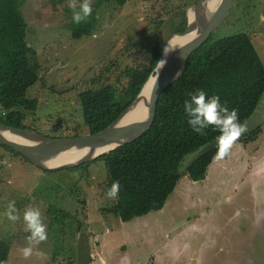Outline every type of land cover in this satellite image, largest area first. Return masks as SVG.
Returning <instances> with one entry per match:
<instances>
[{
    "label": "rangeland",
    "instance_id": "374dc122",
    "mask_svg": "<svg viewBox=\"0 0 264 264\" xmlns=\"http://www.w3.org/2000/svg\"><path fill=\"white\" fill-rule=\"evenodd\" d=\"M81 2L77 0V7ZM95 3L91 0L92 15L88 18L95 25L92 35L75 40L71 33L73 20L69 0L62 3L58 0H23L22 11L28 31L14 37V47L21 51L30 47L35 52L32 60L41 77L30 90L39 105L34 113L28 114L25 124L44 136L58 138L76 129L84 131L79 93L106 84L115 86L118 93L123 92L128 84L126 70L147 66L155 44L158 41L167 43L176 34L184 17L187 18L188 10L197 4L195 0H132L124 6L111 2L97 9ZM262 17L264 0H235L224 23L212 34L214 41L247 33L264 63ZM263 107L264 95L258 108ZM243 154L237 155L242 167L245 162L241 160ZM194 156H187L182 168L187 167ZM227 166L226 174L214 175L211 181L214 186L229 181L228 187L235 190L240 185L237 177L242 167L237 168L235 163ZM106 179L103 162L90 166L85 172L60 170L45 173L0 147V240L9 241L11 245L7 264H123L126 254L133 264H174L175 257L170 254L174 241L180 247L185 245L194 251L192 254L190 251L182 253L175 264H227L236 261L240 255L234 250L227 252L229 258L214 256L219 251L212 250L207 234L191 229V224L200 219L195 216L201 217L206 211L189 207L196 204L198 198H203L209 205L207 211L217 212L218 223H221L234 214L237 192L233 191L230 199H226L224 193L227 189L218 195H210L205 187L190 193L185 188L192 181L183 176L176 195L173 197L172 194L168 200L171 201L169 208L163 212L166 215L168 209H172L171 215L174 216L168 219V230H163L164 235L157 242L154 238L159 230L153 223L144 224L149 228L143 227L141 232L142 220L125 223L104 211L114 204V200L106 195ZM225 199L222 209L220 204ZM10 201L15 202L18 210L20 219L16 222L9 221L4 215ZM28 207L41 211L48 238L33 247V255L25 259L20 250L28 246L26 237L29 233L24 230L23 220ZM159 215L151 213L149 218ZM162 220L167 222V219ZM143 236L145 241H142ZM214 236L219 242L216 246H219L223 235L220 232ZM207 243L209 247L205 248ZM258 260L264 264V256Z\"/></svg>",
    "mask_w": 264,
    "mask_h": 264
},
{
    "label": "trees",
    "instance_id": "16d2710c",
    "mask_svg": "<svg viewBox=\"0 0 264 264\" xmlns=\"http://www.w3.org/2000/svg\"><path fill=\"white\" fill-rule=\"evenodd\" d=\"M63 1L58 0L60 3ZM95 1L94 6L100 9L107 3L124 6L132 0ZM22 6L23 0H0V123L30 129L25 121L39 105L30 90L41 77L32 60L35 52L30 47L24 51L14 47V37L28 31ZM186 28L187 18L184 17L176 33H183ZM94 29L95 25L87 19L79 24L73 22L71 33L73 39L78 40L91 36ZM163 46L160 41L155 44L147 66L126 70L128 84L123 92L118 93L115 86L106 84L79 93L85 130L76 129L58 138L96 134L115 122L134 102L154 72ZM196 90L205 91L208 97L219 96L229 110H237L241 123L252 119L264 95V63L249 34L239 33L215 41L211 36L190 56L183 76L161 94L155 121L149 131L133 143L65 171L85 172L90 166L103 162L107 171V191L113 182L120 183L118 199L104 211L122 222L159 212L183 176L193 182L205 180L209 166L220 151L216 140L219 132L209 128L200 135L188 125L184 102L190 98L188 93ZM261 133L262 128L258 127L238 141L249 144L256 141ZM216 143L213 148H208ZM0 147L36 166L13 149ZM192 154H195L194 160L182 168L186 157ZM10 247L9 241L0 240V264L8 263Z\"/></svg>",
    "mask_w": 264,
    "mask_h": 264
},
{
    "label": "water",
    "instance_id": "95a60500",
    "mask_svg": "<svg viewBox=\"0 0 264 264\" xmlns=\"http://www.w3.org/2000/svg\"><path fill=\"white\" fill-rule=\"evenodd\" d=\"M208 1L198 0L188 10L187 28L183 33L174 34L164 44L160 60L165 58L164 48H170L176 37L189 36L186 44L174 48L168 54L167 63L159 74L158 65L156 66L134 102L106 129L96 134L72 138H49L31 129H18L0 123V146L9 147L37 167L54 172L95 161L141 138L154 124L158 101L163 91L183 76L190 56L224 23L235 0H220L214 11L206 9ZM181 53L184 54V59L179 58ZM152 79L151 90L147 95L144 91ZM135 113H139L141 117L137 121L133 120ZM76 151L82 152L80 157L72 161L64 159V156Z\"/></svg>",
    "mask_w": 264,
    "mask_h": 264
},
{
    "label": "crops",
    "instance_id": "0c3cea01",
    "mask_svg": "<svg viewBox=\"0 0 264 264\" xmlns=\"http://www.w3.org/2000/svg\"><path fill=\"white\" fill-rule=\"evenodd\" d=\"M246 124H247L248 130L240 138L246 136L252 130L258 127H261L262 133L260 134L259 138L256 141L251 142L249 144H243L237 140L228 149V154L229 152H232L231 155L227 154L226 156H223V157L219 156L218 155L219 153L216 155L213 163L208 168L205 180L201 182H194V183L192 181L191 185L190 184L188 185V182H184L188 185V186L186 185L187 187L185 189H187V191L190 193L191 192L195 193V191L197 190L199 191L205 187L206 190L209 189V191L211 192L210 195H218L219 193L223 191V189H227L224 191V193H226L225 194V196L227 197L226 199H230V195L233 193V191H235V194L237 192V195L235 196V203H234L235 204L234 208H236L234 214L232 215V217H229L228 219L224 220L221 223H218L219 220L217 218L218 217L217 212L215 214H212L211 212L207 211V209L209 208V205L208 203L205 202L203 198H198L197 201H195L196 204H190L189 206L191 208L194 207L197 209L204 208V212L206 211V214L201 217L195 216V218H198V219L200 218V219L198 221H194L195 223L193 222L191 224V229H193V231L195 230V232L197 233L199 232L200 234H203V233L207 234L209 238L208 242L210 246H212V250L219 251L217 253H220L221 249L224 247L223 242L226 236V231L229 232V235L235 233V238L232 241H235V243L233 244L234 250L236 251V253L240 254L239 256H242L241 254L243 251H241V249H242L243 241L244 243L245 241H252V239L255 241L259 239L261 235L264 234V143H263V140H264V132H263L264 130V107L262 109L258 108L256 115L253 116L252 119L248 121ZM235 146L238 149H235V151H232L234 150L232 148ZM241 153H244L241 158L243 162L245 161L243 167H242V164L240 163L239 157L237 156L238 154H241ZM231 160H234V162H231ZM228 163H235L237 165L236 166L237 168L242 167V170L238 173V177H237V184L240 183V185L238 187L236 186L235 190H234V187H228L229 181L225 182L223 185L221 184V185H216V186H214L211 181V178H213L214 175H219V173H222V172H223V175L226 174L228 170V166H227ZM210 167L212 169L209 171ZM175 191L173 193V197L174 195H176ZM192 195L194 196V194ZM226 199L224 200V202L222 201L223 203L220 202L221 203L220 208L222 207L223 209V204L226 202ZM227 201H230V200H227ZM170 202L171 201H167L165 207L159 212H157V214H160L159 216H152L149 218V215H147V217L144 216L138 219L136 218V220H142L141 227H140L141 232L143 230V227L144 228L146 227L145 225L149 226V224H152V223L155 225L154 227L161 232V233L159 231L156 232V230L154 229V232L158 234H157V237L155 236L156 234L153 235L152 237H156L154 239L157 240V242L161 241V236L162 234L164 235L163 230L165 231L166 229L168 230V224H170L168 219L173 218L174 216V215L173 216L171 215L173 211L172 209L171 211L170 209H168V213H166V215L163 214V212H165L167 208H169ZM212 217L214 218V220H212ZM162 219H167V222H164V220ZM146 228H149V227H146ZM152 229L153 228H151V230ZM184 231L185 229L181 230L179 235H181ZM212 232H213V236H212ZM220 232L223 235V240L219 246H216L217 243L219 242H217V240L215 239L214 233H220ZM142 239H143L142 241H145L144 236L142 237ZM236 240H237V243H236ZM79 244L81 245V242ZM171 244H173V248L170 249L171 250L170 254L173 257H175V262H176V259L180 257L182 253H189V251L191 252V254L194 253V251H192L190 247H186L185 245H182L183 247H180L177 243H175V241L174 243H171ZM207 244L205 248L209 247V244L208 246ZM83 246H85V243ZM86 246L88 247V245ZM186 249H189V250H186ZM124 251H127V250H124ZM38 253H39L38 248H36V256H38ZM32 255H33V252H32ZM193 255L191 257H193ZM123 260H124L123 264H133V261L130 260V257L128 254H126L125 258L123 257Z\"/></svg>",
    "mask_w": 264,
    "mask_h": 264
},
{
    "label": "clouds",
    "instance_id": "9594fccd",
    "mask_svg": "<svg viewBox=\"0 0 264 264\" xmlns=\"http://www.w3.org/2000/svg\"><path fill=\"white\" fill-rule=\"evenodd\" d=\"M69 8L72 10V20L79 24L86 21L92 15L91 0H82L77 7V0H69ZM264 19V17H262ZM173 52L168 46L164 48V59H161L156 64L158 65V74L167 63V56ZM180 59H184V54L181 53ZM190 97L184 102L185 114L189 117L188 125L197 134L204 135L205 130L211 128L219 132L216 137L220 146L219 156L223 157L228 154V149L236 142L245 132H247L246 122L239 121L238 112L236 109L229 110L225 104H222L219 96L208 97L203 90H196L194 93H188ZM120 192L119 181L113 182L108 189L106 195L109 199H118ZM15 202L10 201L7 204L5 216L11 222H16L20 219L17 214ZM25 223V231L29 233L26 237L27 247L21 249V253L25 259L32 255L33 247L46 242L47 225L43 222L42 214L39 208L28 207L23 215Z\"/></svg>",
    "mask_w": 264,
    "mask_h": 264
},
{
    "label": "flooded vegetation",
    "instance_id": "af4514ba",
    "mask_svg": "<svg viewBox=\"0 0 264 264\" xmlns=\"http://www.w3.org/2000/svg\"><path fill=\"white\" fill-rule=\"evenodd\" d=\"M234 238H235V233L229 235V232L226 231V236L224 238V243H223L224 247L221 249L219 255L216 253V255L214 256L222 255L223 258H229L230 253L227 252L234 251L233 244L235 243V241H232ZM225 241L227 244H225ZM228 241L230 244H228ZM241 251H243L241 254L242 256L238 255L236 261L227 264H260L259 262L260 260H258V258L264 256V234L261 235V237L255 241L253 239L252 241H245V243L243 241ZM246 252L252 254L253 256H249Z\"/></svg>",
    "mask_w": 264,
    "mask_h": 264
},
{
    "label": "bare ground",
    "instance_id": "6f19581e",
    "mask_svg": "<svg viewBox=\"0 0 264 264\" xmlns=\"http://www.w3.org/2000/svg\"><path fill=\"white\" fill-rule=\"evenodd\" d=\"M220 0H209L207 2V7L206 9H208L209 11H214L216 7H218V4H219ZM191 16H193V14L191 13ZM190 37H185V38H180V37H176L172 43L170 44V49L173 50L174 48H179L183 45H185L186 43V40L189 39ZM153 82V79L149 82V84L146 86V89H145V94H149L150 93V90H151V83ZM139 113H135L134 116H133V120L134 121H137L139 120ZM81 153L82 152H79V151H76V152H72L70 154H68L67 156H64V159L66 161H72L73 159L75 158H78L81 156ZM55 162V161H54Z\"/></svg>",
    "mask_w": 264,
    "mask_h": 264
}]
</instances>
